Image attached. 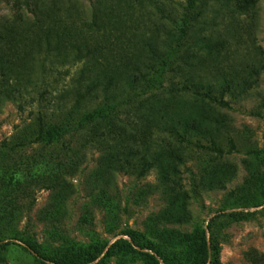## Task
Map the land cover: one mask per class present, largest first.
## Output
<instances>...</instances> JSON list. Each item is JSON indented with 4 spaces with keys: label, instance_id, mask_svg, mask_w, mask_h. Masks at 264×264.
<instances>
[{
    "label": "rangeland",
    "instance_id": "374dc122",
    "mask_svg": "<svg viewBox=\"0 0 264 264\" xmlns=\"http://www.w3.org/2000/svg\"><path fill=\"white\" fill-rule=\"evenodd\" d=\"M29 20L91 41L112 77L131 52L142 81L108 94L80 65L41 67ZM104 105L137 121L111 148L124 170L70 137L30 142L39 113L72 131ZM0 264H264V0H0Z\"/></svg>",
    "mask_w": 264,
    "mask_h": 264
},
{
    "label": "trees",
    "instance_id": "16d2710c",
    "mask_svg": "<svg viewBox=\"0 0 264 264\" xmlns=\"http://www.w3.org/2000/svg\"><path fill=\"white\" fill-rule=\"evenodd\" d=\"M196 1L197 0H188L189 7H193ZM26 24L32 31V34H34V38L31 39L32 41L28 43L27 47L29 46L31 51H35L32 58L40 61V65L43 68L45 67V63L48 59L52 60L53 63H59L64 68L80 65L83 68L82 73H86L88 78H95V80L92 79V83H97V88L99 87V84H101V80H103L104 78L108 79L109 85L103 88L104 91L108 94L110 90L113 89V87L118 89L120 84L124 83V81L130 84V78H132V80L130 81L131 83L137 84L142 81L140 80L142 68L138 63H134L131 52H124L126 53L125 56L122 54L124 59L127 58L129 60V63H127L126 65L125 71L123 73H120L119 76H115L114 74L112 77V73L114 72L108 70V68L110 67V65L112 66V64H107L108 62H110V56L107 53L103 55H96L92 49L91 41L76 40L75 42H72L69 38H67L69 39L67 41H64V38L62 37L54 38L52 34L48 32H54V28H52L51 26H49V28L45 30L41 28V33L37 36L34 33L32 27L40 26V22L36 20L35 23V20H29ZM147 45L150 54L154 55V46L152 44ZM37 73L38 72L34 69L29 71L28 75H26L25 81L28 82V84L36 83L39 78V74ZM8 83L11 85L13 90H15L14 94H16L17 92L18 94H20L19 96L25 95V92L20 88V86H23L22 81L15 80L14 83H11V81H8ZM94 90L96 89L94 88ZM64 120L58 123L54 121V119L48 118L47 113L44 115L42 113H39L37 119L30 125V142L37 144H54L56 142L64 141V139L70 137V141L76 140V142H78L79 144H83L84 146L90 145L93 147H100L105 150L109 149V154L107 153V155H111L114 161L119 164V171L124 170L125 165H121V163H127L129 156H125V161L121 154L112 151L111 148L114 144L126 140L127 137H129V140H131V138L135 136L138 131V126L137 121L134 119V117L131 116L123 119L117 111L113 112L112 110H109L106 105H104L100 109L88 113L86 117L82 119L80 126L74 128L72 131L69 130V127H71V123L69 124L68 121L65 122ZM163 131L168 134L167 130L164 129ZM175 135L177 136L179 141L184 139L183 136H180L178 133H175ZM74 154H65L68 156V158H70L67 161L72 162L73 160L76 161L77 159H79V156H77L78 152L75 151ZM46 158L49 159L50 157ZM137 161L138 162L136 164L139 165H142L143 162L145 164H150L145 166H136L135 170L133 171H139V169H141L142 167L145 169H147V166L151 167L153 156H151V154L140 155ZM130 164H132L131 160ZM13 170L15 169L13 168ZM9 171L11 170L9 169ZM25 172L26 170L23 171L22 175L26 176L33 173H31L30 171L26 173ZM64 173L62 174L63 178H65ZM70 173L74 172H66L65 175H68ZM13 180H15V178H13ZM48 187L52 190L56 189L55 185L51 186L50 184H48Z\"/></svg>",
    "mask_w": 264,
    "mask_h": 264
}]
</instances>
